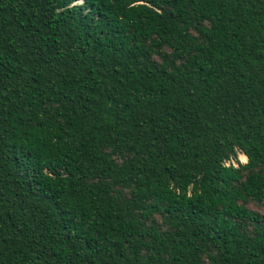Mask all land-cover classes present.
<instances>
[{
    "label": "trees",
    "instance_id": "16d2710c",
    "mask_svg": "<svg viewBox=\"0 0 264 264\" xmlns=\"http://www.w3.org/2000/svg\"><path fill=\"white\" fill-rule=\"evenodd\" d=\"M263 207L264 0H0V264H264Z\"/></svg>",
    "mask_w": 264,
    "mask_h": 264
},
{
    "label": "rangeland",
    "instance_id": "374dc122",
    "mask_svg": "<svg viewBox=\"0 0 264 264\" xmlns=\"http://www.w3.org/2000/svg\"><path fill=\"white\" fill-rule=\"evenodd\" d=\"M242 154L243 153H239V159L241 162H246L247 160H244V158L242 157ZM233 162H235L238 165V163L236 161H233ZM262 210H264V207L262 208Z\"/></svg>",
    "mask_w": 264,
    "mask_h": 264
},
{
    "label": "built area",
    "instance_id": "2783aa9c",
    "mask_svg": "<svg viewBox=\"0 0 264 264\" xmlns=\"http://www.w3.org/2000/svg\"><path fill=\"white\" fill-rule=\"evenodd\" d=\"M227 164H229V162H227ZM235 165H237L235 162H234Z\"/></svg>",
    "mask_w": 264,
    "mask_h": 264
}]
</instances>
